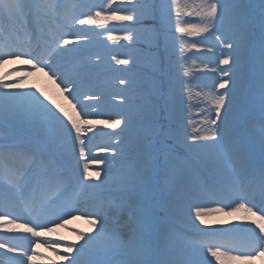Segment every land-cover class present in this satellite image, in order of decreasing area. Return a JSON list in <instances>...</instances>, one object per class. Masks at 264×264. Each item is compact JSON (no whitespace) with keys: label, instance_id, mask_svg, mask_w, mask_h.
Here are the masks:
<instances>
[{"label":"snow or ice","instance_id":"snow-or-ice-1","mask_svg":"<svg viewBox=\"0 0 264 264\" xmlns=\"http://www.w3.org/2000/svg\"><path fill=\"white\" fill-rule=\"evenodd\" d=\"M98 30L124 50L114 64L91 51ZM191 50L207 54L201 72L211 77L195 85L208 89L196 103ZM7 62L18 63L0 74V261L43 264L41 241L64 253L47 264L264 258V0H0ZM20 66L50 73L71 111L42 90H19L33 74ZM101 116L110 118H90ZM97 136L107 139L93 154ZM100 165L103 178L90 170ZM70 191L88 193L87 203ZM73 212L95 231L73 229L82 243L53 239ZM209 212L239 223L200 227Z\"/></svg>","mask_w":264,"mask_h":264},{"label":"rangeland","instance_id":"rangeland-1","mask_svg":"<svg viewBox=\"0 0 264 264\" xmlns=\"http://www.w3.org/2000/svg\"><path fill=\"white\" fill-rule=\"evenodd\" d=\"M181 4L182 5H187L189 8H191V6H193L195 3H198L199 0H180ZM185 19H189L188 17H185ZM190 22L192 23H197L199 22L196 18H190ZM109 28H112L113 31H114V34H117V35H120L122 33H120L118 31V25L114 26L112 25L111 23L107 26ZM104 33L106 34H96L98 36H95L94 34H91L92 38H93V41H94V44H93V47L91 49V51L93 52H96V53H99L102 57L105 58V63H108V62H111L114 64V61H111V55L110 56H104V54H107V53H103L102 52V45H101V40L106 43V44H109V45H112L113 42L111 41H108L107 40V32L103 31ZM104 35V37H103ZM195 39H199V37H193V38H190L188 39V43H192ZM211 39V38H209ZM210 46V45H209ZM114 47H112L111 49H109L110 51L113 50ZM118 51H124L123 49H120ZM117 52L114 51V52H111L112 55H115ZM122 58H127V57H122ZM207 54L205 53H197L196 50H191L190 54H189V59H188V62H187V67L191 68L192 69V72L195 74V78L193 80V87H192V92H193V103H196L197 99L199 98L200 96V93L201 91H206L207 88H203L201 89L200 87H196L195 85L197 83H199L200 85H205V84H208L211 80V77L208 75V74H205V73H202L201 72V69L203 68V64L201 63L202 60H207ZM193 61H195V63L193 64ZM214 66V65H213ZM119 67V66H117ZM198 109H196L195 107L191 108V112L192 113H195ZM189 113L186 111L185 112V115H188ZM90 118H99V119H109L110 117L108 116H101V117H90ZM191 118L193 119H196L195 116H192ZM105 131L107 132H119V129H107L105 127ZM90 135V134H89ZM101 138H103L102 136H97V138H95V140L93 141L92 145H90V148L92 149V153L93 154H96V146H99V145H102L105 140H102ZM104 165H100L99 166V169H97L96 167H92L90 170H100L102 172V178H103V170H104ZM212 214H220V213H212ZM222 214V219L220 218V221L222 220H228V221H231L232 223H239V221H236L233 219L232 216H227L225 215L224 213H221ZM237 215H242V213H237ZM88 222V219L86 220ZM213 221V220H212ZM77 219H72L71 220V223L70 225L67 227V228H58L57 229V232L56 234H54L53 236L57 237V238H60V237H65L68 239V241H70L72 238L76 237L75 239V242L77 243H82V240L79 238V235H78V232L77 231H74L73 229H75L74 227L77 226ZM214 224H215V221H213ZM197 224H199V221L196 222ZM183 226H186L188 228H192L190 225H183ZM208 227H219V228H227L229 227V225H207ZM200 227H206V225H201ZM79 228H77L78 230ZM84 232V231H83ZM86 233H90L89 231H87ZM54 239V237H53ZM41 250L43 251V253H46L45 252V247H42L40 246ZM46 251L48 253H52L53 251L51 249H46ZM62 252V255L64 254L63 253V250L61 251ZM46 257V256H44ZM43 257V258H44ZM256 261V259H255ZM254 261V264L256 263Z\"/></svg>","mask_w":264,"mask_h":264},{"label":"bare ground","instance_id":"bare-ground-1","mask_svg":"<svg viewBox=\"0 0 264 264\" xmlns=\"http://www.w3.org/2000/svg\"><path fill=\"white\" fill-rule=\"evenodd\" d=\"M17 63L18 62H7L4 65H0V74H2L8 68L13 67L14 64H17ZM24 71H27V70L23 69V66H20V73L19 74L22 75ZM33 73L34 74L25 77L24 80L17 81V83L24 85V87L22 89H19V90H21V91L42 90L47 96L52 97V99L55 100L56 103L60 104L65 109L71 111V105L66 100V97L63 96L61 88H59V86H61V85L59 83H56V81L49 79V75H45L42 72H36V71H34ZM9 79H11V78H9ZM206 91H208V89H206ZM81 167H82V165H81ZM213 206H214L213 204L204 205V207H206V208H212ZM220 218L221 219L223 218L221 213L220 214H212L211 212H209L205 217V219L208 220L209 225H216V224L219 225L218 222L220 221ZM212 220L215 221V224ZM79 223L87 224L89 228H85V229H88V231H90V232L95 231L94 229H92L90 224L86 223L84 220L81 219ZM206 227H208V226H206ZM213 228H219V227H213ZM17 231L22 232V230H17ZM6 232H7V229H0V235L4 234ZM14 232H16V230ZM75 239H76V237H75ZM255 262H256L255 264H264V258L257 257Z\"/></svg>","mask_w":264,"mask_h":264}]
</instances>
